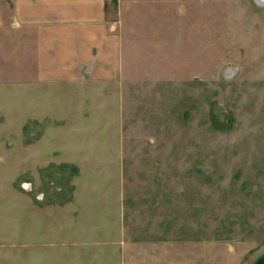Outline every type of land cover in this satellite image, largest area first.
<instances>
[{
	"label": "rangeland",
	"instance_id": "rangeland-1",
	"mask_svg": "<svg viewBox=\"0 0 264 264\" xmlns=\"http://www.w3.org/2000/svg\"><path fill=\"white\" fill-rule=\"evenodd\" d=\"M194 6L161 10L165 68H0V264H247L264 244V1Z\"/></svg>",
	"mask_w": 264,
	"mask_h": 264
},
{
	"label": "crops",
	"instance_id": "crops-1",
	"mask_svg": "<svg viewBox=\"0 0 264 264\" xmlns=\"http://www.w3.org/2000/svg\"><path fill=\"white\" fill-rule=\"evenodd\" d=\"M197 2L0 0V9L11 11V17L0 16V68H30L42 83L69 77L83 83L93 68L100 84L118 68H165V10ZM157 22L158 32L151 33Z\"/></svg>",
	"mask_w": 264,
	"mask_h": 264
},
{
	"label": "water",
	"instance_id": "water-1",
	"mask_svg": "<svg viewBox=\"0 0 264 264\" xmlns=\"http://www.w3.org/2000/svg\"><path fill=\"white\" fill-rule=\"evenodd\" d=\"M247 264H264V244L257 249Z\"/></svg>",
	"mask_w": 264,
	"mask_h": 264
},
{
	"label": "bare ground",
	"instance_id": "bare-ground-1",
	"mask_svg": "<svg viewBox=\"0 0 264 264\" xmlns=\"http://www.w3.org/2000/svg\"><path fill=\"white\" fill-rule=\"evenodd\" d=\"M261 1L263 2L264 0H260V2H261Z\"/></svg>",
	"mask_w": 264,
	"mask_h": 264
}]
</instances>
